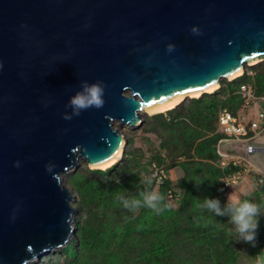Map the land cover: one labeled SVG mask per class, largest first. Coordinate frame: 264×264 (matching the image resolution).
Wrapping results in <instances>:
<instances>
[{
  "label": "water",
  "instance_id": "1",
  "mask_svg": "<svg viewBox=\"0 0 264 264\" xmlns=\"http://www.w3.org/2000/svg\"><path fill=\"white\" fill-rule=\"evenodd\" d=\"M263 55L264 0H0V264L70 242L61 174L122 157L114 121L136 127ZM82 81H102L105 103L75 116Z\"/></svg>",
  "mask_w": 264,
  "mask_h": 264
},
{
  "label": "trees",
  "instance_id": "2",
  "mask_svg": "<svg viewBox=\"0 0 264 264\" xmlns=\"http://www.w3.org/2000/svg\"><path fill=\"white\" fill-rule=\"evenodd\" d=\"M241 84H252L255 94L264 96V60L230 80L221 79L210 93L188 97L171 109L142 119L137 128L161 137L148 155L141 146H132L133 138L126 135L122 157L111 166L88 168L82 161L77 168L63 173V183L73 194V237L56 251L57 255L50 251L28 264L264 262V216L259 219L253 247L237 241L227 216L214 217L194 206L209 197L219 199L223 207L229 198L232 188L221 179L238 166L220 164L217 143L223 133L218 129V114L226 108L239 115L244 107ZM153 164L166 172L160 183L153 176ZM176 167L182 175L173 179L171 170ZM149 178L152 189L164 196L168 210L156 215L147 208L135 213L124 209L119 197L139 198L147 190L145 181ZM249 178L253 189L240 198L261 205L264 213V178L256 172L249 173Z\"/></svg>",
  "mask_w": 264,
  "mask_h": 264
},
{
  "label": "clouds",
  "instance_id": "3",
  "mask_svg": "<svg viewBox=\"0 0 264 264\" xmlns=\"http://www.w3.org/2000/svg\"><path fill=\"white\" fill-rule=\"evenodd\" d=\"M81 85L82 90L71 97L68 105L72 108V114L75 116H79L82 110L93 107L102 108L105 103V85L102 81H96L91 84L87 81H82ZM64 118L71 119V116L65 115ZM145 183L148 188L140 193L139 198L119 197V204L133 213L141 208H147L156 215L163 214L169 207L165 203L164 196L152 189V180L150 178ZM194 206L202 213L207 212L214 217L227 216L228 223L233 226L237 241L248 243L253 247L256 246L259 219L264 216V213L261 212V205L250 199H241L230 193L223 207L219 199L209 197H205L202 202H197Z\"/></svg>",
  "mask_w": 264,
  "mask_h": 264
},
{
  "label": "built area",
  "instance_id": "4",
  "mask_svg": "<svg viewBox=\"0 0 264 264\" xmlns=\"http://www.w3.org/2000/svg\"><path fill=\"white\" fill-rule=\"evenodd\" d=\"M239 93L243 99V109L246 110L256 106L257 110L254 116L247 118V120L240 119L239 116L233 115L226 108L220 110L218 114V129L223 133V136L217 143V153L222 157L220 164L222 166H238L235 171L228 173L221 179L223 184L229 188H232L244 174L250 172V163L243 157L224 152L221 148L222 143L227 140L250 141L264 130V106L261 104V102L264 103V96L256 95L252 84H241ZM256 150L258 149L251 144L246 146V151L248 153H252ZM153 166V176L156 178V182L160 183L162 177H165L166 172L155 164H153ZM262 177L264 178V173ZM263 178H260V181H262Z\"/></svg>",
  "mask_w": 264,
  "mask_h": 264
},
{
  "label": "rangeland",
  "instance_id": "5",
  "mask_svg": "<svg viewBox=\"0 0 264 264\" xmlns=\"http://www.w3.org/2000/svg\"><path fill=\"white\" fill-rule=\"evenodd\" d=\"M249 67H251V65H244L243 71H245ZM224 79L230 80L228 78H224ZM186 98H188V97H186ZM254 110L256 112L257 107L254 106V107L249 108V112L253 113V114L248 113L249 114L248 116L247 115L243 116L244 113L239 112L238 116L240 119L247 120V118L254 116ZM149 115H151V114L141 113L140 114L141 120L143 119L145 121L146 117ZM113 126L116 128H119V130L125 135L126 141H127L126 135L127 136L131 135V137L133 138L132 146L133 145L134 146H141L145 155H148L149 151H151V148H154V145L156 146L161 140V137L159 135H157V133L151 132L149 130L147 131L144 128L141 129V127L137 128L138 126L129 127L127 125H119L118 121H114ZM248 144H251L256 148L264 149V130L260 134L253 137L250 141H246V142H239V141H233V140L224 141L221 145V148L223 150L226 148L235 150L237 152V154H239L238 156L247 159V161L251 162L253 164V166L256 165V166H258L264 170V152L260 151V150H256L253 153H248L246 151V146ZM234 148H236V149H234ZM81 162H82V160L80 161V163ZM181 175H182V170L179 167H176V168L171 170V177L173 179L178 178V176H181ZM62 177L63 176L61 174V178ZM62 183H63V178H62ZM245 183H247L246 178H242L236 183V185H234L235 187L234 186L233 187L235 190L241 191L242 186L246 185ZM174 185H175V183H174ZM174 189H176V187H174ZM171 198L172 197L168 196V199H171ZM56 251L57 250L53 251L54 253H52V255H57L56 253H58V252H56ZM43 255H41L39 258H41ZM39 258H37V259H39ZM257 262H259V264H264L262 259L257 260Z\"/></svg>",
  "mask_w": 264,
  "mask_h": 264
},
{
  "label": "bare ground",
  "instance_id": "6",
  "mask_svg": "<svg viewBox=\"0 0 264 264\" xmlns=\"http://www.w3.org/2000/svg\"><path fill=\"white\" fill-rule=\"evenodd\" d=\"M262 60H264V55L248 60L246 62V65H253V64L258 63ZM242 72H243V65H239V66L235 67L234 69H232L230 72L226 73L225 77L228 79H232L238 75H241ZM218 86H219V81L217 79H214V80L208 82L206 85L198 88L197 90L177 94V95H175V96H173V97H171L165 101H162L160 103H157V104L149 106V107H146L143 111H141V113L154 114V113L166 111V110L171 109L174 106H176L186 96L197 97V96L203 94V92L210 93V92L214 91L216 88H218ZM121 152H122V146L119 148L117 153L114 154L110 159H108L104 162L98 163L94 167L105 169V168L111 166L112 164H114L115 162H117L120 159Z\"/></svg>",
  "mask_w": 264,
  "mask_h": 264
},
{
  "label": "crops",
  "instance_id": "7",
  "mask_svg": "<svg viewBox=\"0 0 264 264\" xmlns=\"http://www.w3.org/2000/svg\"><path fill=\"white\" fill-rule=\"evenodd\" d=\"M254 107V106H253ZM256 107V106H255ZM241 113H244L243 114V116H248L249 114L248 113H250L249 112V109H243V110H241L240 111ZM254 113H255V110H254ZM250 114H253V113H250ZM239 142H242V141H239ZM245 142V141H244ZM234 149H236V148H234ZM258 150H260L261 148H257ZM224 152H226V153H228V154H231V155H239V154H237V152L235 151V150H233V149H224L223 150ZM260 151H263L264 152V149L263 150H260ZM255 152V151H254ZM253 153V152H252ZM247 160V159H246ZM250 163V172L249 173H251V172H256V173H261V174H263L264 173V170L262 169V168H260V167H258V166H256V165H254L253 166V164L251 163V162H249ZM249 173L248 174H244L240 179H242V178H246V181H247V183H245L246 185H243L242 186V188H241V191H237V190H235L234 189V187H232V190H231V195H234V196H238L239 198L242 196V195H245V194H248L249 192H251V190L253 189V187H252V183H251V180H250V178H249ZM236 185V184H235ZM240 188V187H239ZM238 188V189H239ZM243 189V190H242Z\"/></svg>",
  "mask_w": 264,
  "mask_h": 264
}]
</instances>
